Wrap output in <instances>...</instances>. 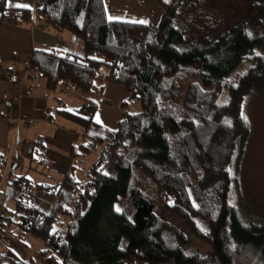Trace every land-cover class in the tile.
<instances>
[{
    "label": "trees",
    "instance_id": "obj_1",
    "mask_svg": "<svg viewBox=\"0 0 264 264\" xmlns=\"http://www.w3.org/2000/svg\"><path fill=\"white\" fill-rule=\"evenodd\" d=\"M11 1L0 0V24L35 21L83 42V55L37 50L28 68L49 90L66 84L80 96L77 111L57 115L88 143L71 147V165L58 183L8 175L2 236L6 228L16 242L31 237L43 249L23 260L5 248L0 264H264V224H246L229 201L249 135L244 103L264 88V35L240 23L215 39L188 44L176 24L185 0H158L164 13L157 27L110 21L104 0H18L28 7ZM245 61L251 67L232 82ZM185 78L200 81L183 94ZM108 84L122 86L130 102L140 103L113 130L96 123ZM34 144L25 153L31 162L36 152L45 155L43 140ZM97 148L87 180H79L80 162ZM6 164L0 154V175ZM158 199L211 250L194 248L161 219ZM64 217L69 221L60 223Z\"/></svg>",
    "mask_w": 264,
    "mask_h": 264
},
{
    "label": "crops",
    "instance_id": "obj_2",
    "mask_svg": "<svg viewBox=\"0 0 264 264\" xmlns=\"http://www.w3.org/2000/svg\"><path fill=\"white\" fill-rule=\"evenodd\" d=\"M104 2L110 21L141 24L139 21L143 20L147 22L143 25L157 27L163 16V9L158 0H104ZM11 4L31 6L30 2L23 3L18 0H12ZM37 50H57L62 53L83 55L84 45L73 32L57 33L37 22L32 27L31 25L18 27L7 22L0 24V154L7 160L10 153L16 152L15 155L24 161L25 153L31 151L34 143L41 138L45 155L41 156L39 152H34L36 160L29 169L33 173L47 176L50 182H54L49 175L57 170L59 161L63 163L59 174L61 177L65 176L71 165L70 149L80 141L81 137H78L77 132L82 133L76 125L58 116L57 113L62 110L75 112L83 102L66 84L56 90H49L45 80L28 68L29 61ZM128 101L129 98L122 86L108 84L96 114L100 123H97V119L96 123L106 129H115L124 118L123 107ZM18 102V114L22 119L35 120L37 124L34 128L40 123L52 125L54 133L52 132L51 138L37 133L33 138L21 139L22 128L15 134L13 124L8 120V112ZM83 143L87 144L85 141ZM97 149L99 151V148ZM98 151L95 149L92 155L98 156ZM19 153L23 156L21 157ZM42 158L44 162H41ZM13 164L7 168L10 171L6 169L0 175V193L3 192L2 186L10 173L14 171V175L22 174L23 168L17 169L18 165Z\"/></svg>",
    "mask_w": 264,
    "mask_h": 264
},
{
    "label": "rangeland",
    "instance_id": "obj_3",
    "mask_svg": "<svg viewBox=\"0 0 264 264\" xmlns=\"http://www.w3.org/2000/svg\"><path fill=\"white\" fill-rule=\"evenodd\" d=\"M5 22L10 25H15L11 21ZM240 23H245L251 32H258L264 35V0H185L183 5L178 9L176 20L177 26L186 31L188 44L201 43L205 39H215L219 33ZM30 25L31 27L35 26V21L18 27H30ZM251 65L249 61H245L244 65L233 75L231 81H237ZM199 81V78L183 79L181 82L182 93L185 94L186 89L191 83ZM127 103L128 104L123 107L125 113H135L140 110L139 102L128 101ZM16 109L17 107L15 104L14 112ZM243 112L249 126V135L238 164L233 170L234 185L230 193L229 201L230 204L237 209L241 219L246 224H264V88L258 92H254L246 98ZM8 115L10 116V114ZM9 116L8 120L13 123L9 119ZM20 122V128H22L20 131L21 139L33 138L37 133L44 134L46 138H51L54 133L52 125L47 126L46 124L40 123L37 128H34L37 124L36 121L31 126H28L24 121ZM12 126L16 134L17 129L14 125ZM44 129L46 132L42 133ZM85 142L88 143L87 140ZM81 143H83L82 138H80L77 145ZM17 147L18 145L16 148ZM16 150L18 151V149ZM96 151H98V149H96ZM100 151L101 148H99L98 152L100 153ZM15 153L16 152H13L11 156L12 164L18 163L19 167L23 168L21 173H28V177L33 182L41 184L62 181L63 177L60 176L59 172L63 163L57 162V170L51 172L49 175V178L54 179V182H50L47 176L30 171L29 168L33 167L32 165L34 164L28 158H25L23 161L19 157V160H17ZM22 156L23 155H21V157ZM96 159L97 156L92 155L80 162L81 171L78 174L79 180H87L88 170L96 162ZM11 165L9 167L6 166V169H9ZM8 169L7 171H10ZM109 170H111V165L108 167V171ZM4 184L2 186L3 189ZM145 188L149 191L148 193H152L156 196V186L151 181L145 182ZM5 200L6 196L4 193H0V206L5 203ZM8 208L9 210H13L11 203L8 204ZM156 213L161 219L171 224L184 236L190 238L194 248L205 253L211 250L208 244L190 235L187 227L180 219L166 212L160 199L157 201ZM60 221H62L60 223H67L69 219L64 217L61 218ZM4 230L7 231L5 236H2L3 234L0 231V236H2V239L0 238V254L4 252L5 248H11L21 259L29 260L32 258L34 252L43 249V244L34 238L25 237L22 238L20 242H16L9 236V230L6 228ZM38 264L44 263L40 262Z\"/></svg>",
    "mask_w": 264,
    "mask_h": 264
},
{
    "label": "built area",
    "instance_id": "obj_4",
    "mask_svg": "<svg viewBox=\"0 0 264 264\" xmlns=\"http://www.w3.org/2000/svg\"><path fill=\"white\" fill-rule=\"evenodd\" d=\"M16 107H17V109H16V111L14 112V107L13 108H11L10 110H9V112H8V114H10V116H9V119L13 122L12 124L14 125V127L17 129L16 130V133L19 131V129H20V121H24V122H26V124L28 125V126H31V125H33L34 124V122H35V120H30V119H22L19 115H18V107H19V102L16 104ZM11 110H13V111H11ZM11 156H12V153H10V155H9V158L7 159V164H6V166L7 167H9L11 164H12V160H11ZM16 158H17V160H19V157L18 156H16ZM14 160V159H13ZM14 162V161H13ZM18 164V163H17Z\"/></svg>",
    "mask_w": 264,
    "mask_h": 264
},
{
    "label": "snow or ice",
    "instance_id": "obj_5",
    "mask_svg": "<svg viewBox=\"0 0 264 264\" xmlns=\"http://www.w3.org/2000/svg\"><path fill=\"white\" fill-rule=\"evenodd\" d=\"M165 2L167 3L168 2V0H165ZM16 7H28V5H20V4H16L15 5ZM139 23H141V24H144V23H147L146 21H143V20H141V21H139ZM97 123H100V119H99V116H97Z\"/></svg>",
    "mask_w": 264,
    "mask_h": 264
}]
</instances>
